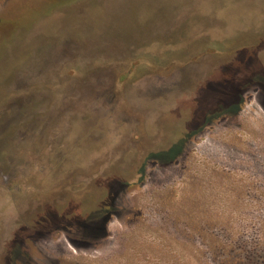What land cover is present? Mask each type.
<instances>
[{"label": "rangeland", "instance_id": "obj_1", "mask_svg": "<svg viewBox=\"0 0 264 264\" xmlns=\"http://www.w3.org/2000/svg\"><path fill=\"white\" fill-rule=\"evenodd\" d=\"M0 264H264V0H0Z\"/></svg>", "mask_w": 264, "mask_h": 264}, {"label": "trees", "instance_id": "obj_2", "mask_svg": "<svg viewBox=\"0 0 264 264\" xmlns=\"http://www.w3.org/2000/svg\"><path fill=\"white\" fill-rule=\"evenodd\" d=\"M26 12H23L22 15H20L17 19L11 21V20H4L0 21V44L5 43V46L10 36H12L15 33V30L18 29V27L21 28H28L31 26V24L34 22V19L37 15H27ZM232 257L229 256L224 261V264H230L232 262Z\"/></svg>", "mask_w": 264, "mask_h": 264}]
</instances>
